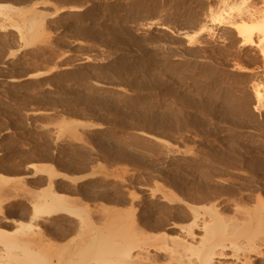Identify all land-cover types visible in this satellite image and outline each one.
Segmentation results:
<instances>
[{"label":"bare ground","instance_id":"1","mask_svg":"<svg viewBox=\"0 0 264 264\" xmlns=\"http://www.w3.org/2000/svg\"><path fill=\"white\" fill-rule=\"evenodd\" d=\"M15 1L22 3L28 0ZM172 1L173 9H168L169 12L165 11L167 13L160 17L146 18L139 24V31L157 30L169 34L179 40L180 44L175 40L179 44L177 47H174L175 42L167 48L161 45L164 44L162 42L146 43L127 27L119 32L116 26L111 25L105 31L116 47L125 49V53L129 54L125 57L127 60L119 59L113 70L108 72L109 77L121 79L130 86L129 90L132 88L129 93L121 88L117 90L118 98L127 105L120 111L121 116H128L137 124L148 125L153 128L152 131L169 130L175 123L178 126L180 121L184 125H198L199 121L193 120L194 117L187 118L186 121H191L187 123L183 117L169 111L173 110L168 108L171 105H166L168 110H164L160 109L159 103L150 104L140 92L144 86H150L163 91L167 97H176L188 108L219 114L233 125L248 123L264 128V117H260L264 116V0ZM35 7L32 14L19 18L22 22L19 37L28 36L42 26L41 9L39 11ZM15 8L10 3L0 2V19L3 20L0 31L12 26V23L8 26L5 22ZM179 8L184 9L183 12ZM62 11L77 18L82 13L76 4L64 6ZM153 12L154 9L150 10V13ZM169 19L183 27L172 28ZM81 26L77 29L85 33V27L82 29ZM89 31L92 32L91 29ZM96 61L85 56L75 63L54 64L48 71L53 70L52 79L54 77L63 86L65 77L75 76L82 80L86 67L95 66ZM161 72L170 76L174 73L180 80L190 81L193 89L196 86L207 96L198 98L182 90L181 86V92L169 88L166 80L159 78ZM39 74L42 73H31L25 78ZM22 80L15 77L10 82L21 83ZM92 87L85 90L69 87V93L59 99L64 104L79 105L83 110L91 111L101 103V98L94 91L96 88ZM232 88L239 89L237 96L233 89L236 98L231 94ZM104 104L106 106V102ZM63 125L70 126L67 122ZM141 133L145 137L157 138L149 132ZM106 136L98 140L108 156L115 150H123L112 145ZM214 150L209 152L212 159L209 162H196L174 152L164 153L165 156L160 157L163 163L158 165L153 162L152 166L162 170L167 188L146 187L148 191L143 190L138 196L132 191L134 194L130 192L129 196L120 194L112 198V193L107 195V190L105 193L106 188L102 190L96 186L99 182H92L93 187L88 182L80 184L77 190L86 200H92L90 204L62 194L58 189L59 181L54 178L64 176L72 180L73 175L52 171L46 165L30 172L31 176L47 174L43 190L30 191L25 187L24 180L18 178L11 192L5 190L0 182V264H264V158H261L260 151L253 152L247 148L241 150L245 161L237 163V151L235 154V150ZM128 154L123 151L120 155ZM28 166L33 167L32 164ZM152 182L155 184L153 179ZM21 189L28 195L31 193V198L15 200L16 195L12 194ZM99 198L119 205L94 203Z\"/></svg>","mask_w":264,"mask_h":264},{"label":"rangeland","instance_id":"2","mask_svg":"<svg viewBox=\"0 0 264 264\" xmlns=\"http://www.w3.org/2000/svg\"><path fill=\"white\" fill-rule=\"evenodd\" d=\"M67 1L68 0H28L17 3L15 0H0V2L10 3L16 7L15 11L9 13L10 18L7 19L6 22L4 21L8 26L12 23V26L0 31V182H2L5 190L7 189L13 192L11 188L16 179L18 181V178L19 180H24L25 187H28L30 191H33V189L35 192L43 190L47 174L37 173L35 176H31L30 172L46 165L52 171L56 170L68 176L73 175L71 177L72 180H70V178L66 179L64 176L54 178L55 181H59L58 189L62 194L79 199L81 203L90 204L92 200L87 199V201L86 198L83 197V194L77 190L80 184L87 182L92 184V182L95 181L99 182L100 184L96 186L99 187V189L106 188L102 190H104L105 193L108 191L107 195L112 193V198L120 194L129 196L132 191L135 194L137 193L138 196L142 194L143 190L148 191V189L154 186L159 189L167 188L168 184L165 181L162 170L156 167L153 168L154 165L152 166L153 162L158 165L162 164V158L165 156L164 153L166 154L167 152L177 153L181 157L194 159L196 162H209L212 160L209 156V152H212L214 149V151L218 152L220 149L223 152L235 150V154L237 151L235 158L238 159V162L236 161L237 159H233L237 163H240L245 161L242 155L243 151L241 150L248 148L253 152L260 151L261 158H264V128H258L248 123L233 125L219 114L210 112V114L204 113L190 106L188 108V106L181 104L179 99L176 100V97L174 98L170 95L167 97L163 91L152 89L150 86L148 88L144 86L145 88L140 91L143 92V96L148 98L147 101H149L150 104L159 103L160 109L164 110H168V108L172 107L173 110L169 109V111H174L178 117H183L185 121L187 118L190 120L194 117L193 120L197 119L199 121L198 125L197 123L190 124L189 122L191 121H186L189 124L185 123L184 125V123L180 121L178 122L180 123L178 126L177 123H175L169 130L155 129L156 131H152L153 128L148 127V125L137 124L134 119H129L128 116L125 117V115L121 116L123 114H121L120 111L126 109L125 107H127V105L118 98L119 94L117 90L121 88L120 90L129 93L132 88L129 90L130 86L121 79H116L111 75L109 77L108 72L113 70L115 63L117 64L119 59L127 60L125 57H128L129 54L127 55V53H125L127 52L125 49L116 47L111 42L110 36L106 35L107 33L105 34V31L111 25L116 26L119 32L123 27H127L131 32L134 31V35H140L146 43L154 41L155 44V41H157V44H161L162 42L164 44L161 45L166 48L168 46L170 47L175 40L179 43L178 39H173L169 34H167L168 37H166V34L160 33L157 30L148 31L149 33L139 31V24H141V22L143 23L146 18L160 17L169 12L168 9H173L172 6H174V4L172 3L174 2L172 0ZM35 3L37 4L36 7ZM75 4L79 6L82 11L78 18L68 14L66 15V13L62 11L64 6L67 7L68 5ZM34 7L36 10L39 8V11L41 9L40 21L42 22V26L28 36L19 37L20 35L18 32L22 29V22L19 18L25 14H32L31 12L35 10L33 9ZM153 9L154 12L150 13V10ZM183 10L180 11L183 12ZM2 22L3 20L0 19V23ZM169 22L172 28L183 27L182 24H179L175 20L172 21V19H169ZM77 25H82L80 28L85 27V33L79 28L78 30ZM137 26L139 29H136ZM134 28L138 32H136ZM89 29H91L92 32H88ZM156 32L159 34L156 35ZM175 43L174 47L180 44ZM172 46L173 44L171 47ZM85 56L94 58L95 61L97 60V63H94L95 66L91 65L88 66V68L86 67L87 71L85 70L86 72H84V78L82 80L80 77L75 76H70L69 78L65 77L64 79H66V81L64 80L62 86L54 80V77L52 79L53 70L48 71V68L50 69V67L52 68L58 63H75L79 58ZM31 73L42 74L33 78H25ZM164 73L165 72H161L159 78L166 80V84L169 88L171 87V89L181 92L182 87V90L190 92L198 98L202 96L205 98L207 96L197 90L196 86L195 89H193L194 86L191 85L190 81L180 80L174 73L171 74L172 76L168 73H165V75ZM15 77L23 79L22 82H10L11 78ZM70 78L73 79L71 80ZM121 81L123 83H121ZM177 81L178 83H176ZM179 82L181 83L179 84ZM80 83L81 86H79ZM115 83L116 85L114 86L113 84ZM75 84L77 87L83 88V90L94 86L92 88H96L94 91L96 96H98L99 99L101 98V103L91 111L83 110L79 105L72 104V106L71 104H64L59 98L69 93L67 89H77ZM81 88L79 90H81ZM233 89L236 96L238 93L237 90L239 89L232 88L231 94L236 98L235 94L233 95ZM245 91L248 93L247 90ZM199 92L202 95L199 94ZM150 94H152V96ZM105 102L106 106L104 104ZM166 105L171 106L166 108ZM260 117L263 118L264 116L260 115ZM66 122L71 127H65L63 123ZM125 123L128 125H125ZM182 124L183 126H181ZM173 127L175 129H172ZM139 130L141 132L143 131V133H152V136L155 134L157 138L153 139L152 137L150 138V136L145 137L144 135H140L142 133ZM101 136H106L107 140L112 145L117 148L121 147L123 150H115V153L108 156V154L102 150L103 146L98 140ZM218 136L220 138L222 137V139ZM53 138L56 139V141ZM165 144H168L167 147H165ZM123 151H127L130 157H122L120 154H122ZM185 152L187 153L185 154ZM198 158L201 160L199 161ZM233 159L230 160L232 161ZM29 164H32L33 167L28 166ZM78 175H80V177H78ZM149 177L151 180H149ZM152 179L155 181V184L152 182ZM91 187H93V184ZM146 187H148V189ZM23 190L21 189L17 193L12 194L16 195L15 200L19 198L22 200L28 197L31 198V193L29 192L30 195H28V192ZM13 197L14 196L11 198ZM94 203H104L109 206L119 205L108 200L104 201V199L101 198H99V200L96 199Z\"/></svg>","mask_w":264,"mask_h":264}]
</instances>
